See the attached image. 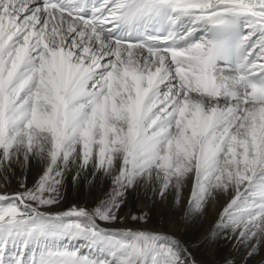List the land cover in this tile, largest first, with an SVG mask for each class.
<instances>
[{
    "label": "snow or ice",
    "instance_id": "6c2138e0",
    "mask_svg": "<svg viewBox=\"0 0 264 264\" xmlns=\"http://www.w3.org/2000/svg\"><path fill=\"white\" fill-rule=\"evenodd\" d=\"M189 188L185 219L220 204L207 241L264 264V0H0V264H198L122 225Z\"/></svg>",
    "mask_w": 264,
    "mask_h": 264
},
{
    "label": "bare ground",
    "instance_id": "6f19581e",
    "mask_svg": "<svg viewBox=\"0 0 264 264\" xmlns=\"http://www.w3.org/2000/svg\"><path fill=\"white\" fill-rule=\"evenodd\" d=\"M42 171V164L38 162L32 164L27 171L29 186L38 179ZM18 175H23V173L18 171ZM17 187L18 185L13 182L9 190L14 191ZM189 191L190 188L185 190L179 207L174 203L173 196L161 200L159 197H153L150 192L146 193L143 189L133 192L124 209L125 220L122 225L127 223L131 227H139L140 225L135 221L130 220V215L147 214L146 227L167 228L174 232L191 246V251L198 264H225L226 260H232L235 264H262L260 256L247 257L244 250L238 248L231 238L226 239L221 236L208 242L206 238L213 228L220 211V204L210 208L206 215L185 219L184 209L187 206ZM99 194V189H93L87 184L75 188L69 187L65 193L64 208L72 204L94 206L93 201Z\"/></svg>",
    "mask_w": 264,
    "mask_h": 264
}]
</instances>
